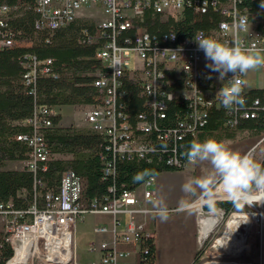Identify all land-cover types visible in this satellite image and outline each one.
I'll use <instances>...</instances> for the list:
<instances>
[{"label": "built area", "instance_id": "obj_1", "mask_svg": "<svg viewBox=\"0 0 264 264\" xmlns=\"http://www.w3.org/2000/svg\"><path fill=\"white\" fill-rule=\"evenodd\" d=\"M242 3L243 0H34L38 13L36 26L51 34L70 24L80 11L89 7H99L105 15L86 38L88 43L99 44L96 58L101 61V68L93 85L98 88L101 101L97 106H90L84 118L88 127L105 137L104 150L108 154L102 156L105 177L116 175L118 158L151 161L157 157L172 168L188 167L190 163L182 150L184 140L203 129L212 108L224 111L228 128L238 127L243 119H264V102L259 97L248 100L245 76L241 77L244 82L243 105L235 111L222 106L217 95L222 85L218 84L214 72L211 79L206 78L209 71L203 66L205 56L193 39L203 33L230 40L238 33V24L246 18L249 30L239 32L240 37L246 45L264 49V32L256 28L248 7ZM187 8L200 15L213 11L221 15V19L215 28L198 30L193 36L181 40L173 31L154 33L138 24L150 10L178 19ZM10 9L7 3H0V46L16 43L15 31L8 22ZM129 30L134 33L127 34ZM23 64L26 69L23 80L29 93H35L39 70L55 78L60 75L54 68L52 57L40 60L27 53ZM127 83L141 87L144 100L136 115L131 113L127 101ZM176 100L184 102L185 109L183 114L173 118L175 122L171 124L167 122L170 119L168 112ZM56 115L54 106L36 107L25 121L29 130L14 136L28 146L20 169L34 174L35 189L44 186L39 175L48 170L53 156L45 130L53 126ZM153 180L154 176H151L137 190L113 183L102 201L94 200L90 206H85L81 177L74 170L67 169L58 191L46 193L45 209L38 207L36 198L27 207H16L13 201L5 202L0 198V245L5 242L12 249L4 264H79L77 253L72 249L76 225L89 213L110 217L109 223H98L93 229L96 234L110 236L88 243V252L100 253L98 260L88 264H128L127 258L131 256L137 258L136 264L143 263L150 248L148 241L154 239L153 232L146 225V216L156 212ZM140 189L141 194L138 193ZM221 209L223 211L214 216L216 221L209 234H204L201 246L211 233L223 228L226 216L228 220L221 237L236 214L250 213ZM139 215L144 219L140 220ZM209 218L212 217L203 211L200 219L203 231ZM260 219L264 235L263 217ZM62 235H69V254L62 244ZM218 239L209 245L205 251L207 255L211 248L220 247ZM260 264H264V256Z\"/></svg>", "mask_w": 264, "mask_h": 264}, {"label": "trees", "instance_id": "obj_2", "mask_svg": "<svg viewBox=\"0 0 264 264\" xmlns=\"http://www.w3.org/2000/svg\"><path fill=\"white\" fill-rule=\"evenodd\" d=\"M0 3H7L11 7L8 22L15 31L16 42L12 46H0V198L3 201H13L16 207H27L36 198L38 207L45 209L46 193H56L64 171L72 169L82 180L83 204L90 206L94 200L102 201L107 195L108 187L113 183L137 190L151 176L163 170L177 169L166 166L157 157L151 161L118 158L116 175L105 177L102 156L107 153L104 150L106 141L103 134L87 126L62 125L60 114L54 116L53 126L45 130L53 156L48 163V170L39 175L44 186L35 189V176L32 172L10 167V164L22 162L26 158L28 146L14 136L29 130L25 121L36 107L99 104L101 97L98 88L93 85V80L101 68V61L96 58L99 44L86 42L88 33H93L96 27L90 19L77 17L51 34L46 29L37 28L38 13L34 0H0ZM242 6L248 7L256 28L264 32V8L261 7V0H243ZM220 19L221 15L213 11L200 15L187 8L184 15L176 19L150 10L138 24L154 33L173 31L178 40H181L193 36L198 30L215 28ZM126 33L131 35L134 30ZM27 53L40 60L52 57L54 68L60 74L55 78L39 70L35 93H29L23 80L26 70L23 60ZM127 87L130 111L136 115L141 111L144 100L141 87L136 83H127ZM247 97L248 100L259 97L264 102V87L249 90ZM184 109L185 103L182 101L171 103L168 112L170 119L167 122L174 123L173 118L183 114ZM225 121L224 111L212 108L207 124L196 135L186 137L182 150L186 152L191 142L214 137L216 132L224 131L232 136L235 128L225 126L224 129ZM236 128L247 129L252 134L259 135L264 132V119H243ZM219 208L227 212L236 210L230 203H221ZM148 244V254L141 264H155L154 239L148 241ZM11 253V246L1 243L0 264H4ZM200 254L199 250L195 258L196 264L199 263Z\"/></svg>", "mask_w": 264, "mask_h": 264}, {"label": "clouds", "instance_id": "obj_3", "mask_svg": "<svg viewBox=\"0 0 264 264\" xmlns=\"http://www.w3.org/2000/svg\"><path fill=\"white\" fill-rule=\"evenodd\" d=\"M261 7L264 8V0H261ZM237 28V35L230 40L203 33L193 38L205 56V67L209 70L206 78L211 79V73H218L217 79L222 86L217 95L229 111H235L244 103L241 77L264 68V49L246 45L239 35V32L249 30L246 18ZM185 155L190 164L205 167L200 175L191 176L183 183L181 191L184 195L178 204L180 211L189 214L206 211L208 216L214 217L223 211L219 208L221 203H230L238 211L245 206L264 205V162L252 152L234 150L229 141L208 137L191 142ZM156 205V215L161 222H167V205L162 199ZM247 221L248 214L244 222Z\"/></svg>", "mask_w": 264, "mask_h": 264}, {"label": "crops", "instance_id": "obj_4", "mask_svg": "<svg viewBox=\"0 0 264 264\" xmlns=\"http://www.w3.org/2000/svg\"><path fill=\"white\" fill-rule=\"evenodd\" d=\"M205 64L206 62L203 65L204 67ZM217 76L218 74H216V80L218 84L222 85V83L217 79ZM246 88L248 89V91L253 89L247 87V84H246ZM223 128L224 129L226 128L225 125L223 126ZM233 131L234 132L232 136H228V133L227 132L225 133L224 131H221L220 133L216 132V134L213 136L217 140H226V141H236L238 140L237 138H239L240 135L242 134H247L248 137L255 136L247 129L235 128V130ZM217 134H219V136ZM249 145L250 143L248 142L247 146ZM232 148L234 150H238L241 152L245 151L244 146L240 144L232 145ZM189 167H192V169L183 168L176 170H163L154 176L155 178L161 173H164L163 175L164 180H162V182L164 183L163 185L159 184L158 186L153 187L152 184V188L156 193V199L153 205L157 207L156 202L162 199L169 209V219L167 220V222H161L159 217L156 215V212L149 213L146 216L147 228L153 232V238L156 245L155 264H196L195 258L198 251L201 248L202 238L204 237V231L201 227V221H200L203 212L196 214H189L187 212L180 211L178 209V204L184 195L181 191L183 184H173L175 183L173 181H176V179H179L181 177H184L186 181L191 176L200 175L205 165L190 164ZM138 193L141 194V189L139 190ZM97 215L101 217L100 220L97 222V224L110 222L109 216L102 214H97ZM125 218L126 220L128 219L127 216H125ZM138 218L140 220L144 219L142 215H139ZM76 232H78V223L76 225ZM109 236H110L109 234H96L93 231V235L90 237V239L86 242L85 245V253L91 254L90 261L98 260L100 258V253L88 252L87 251L88 243L92 241L98 242L103 239L109 238ZM77 243L75 240L76 250H77ZM76 253H77L78 263L85 264L81 262L84 258V253H82V255L78 254L77 251ZM127 262L128 264H136L137 258L135 256H131L127 258Z\"/></svg>", "mask_w": 264, "mask_h": 264}, {"label": "rangeland", "instance_id": "obj_5", "mask_svg": "<svg viewBox=\"0 0 264 264\" xmlns=\"http://www.w3.org/2000/svg\"><path fill=\"white\" fill-rule=\"evenodd\" d=\"M78 17L90 19L96 25L99 21L105 18L103 11L99 7H89L79 12ZM253 22V21H252ZM254 23V22H253ZM252 23V24H253ZM255 24V23H254ZM218 74V73H216ZM246 84L249 88H260L264 87V68L254 70L249 72L245 75ZM89 105H63L55 107V111L62 116L61 124L68 126V125H77V126H87L84 118L85 113L89 110ZM88 127V126H87ZM238 140L236 141H229L232 145H242L244 146V152H252V154L260 161L264 162V132L255 135L253 137H248L247 134L240 135ZM238 141V142H237ZM251 141V142H250ZM250 143L247 146V143ZM22 162H16L10 164V167L13 168H21ZM185 169H192V167H187ZM164 173H161L153 180V187L158 186L159 184L163 185L162 182ZM173 184H183L185 182V178L181 177L173 181ZM262 212L264 210V205L260 206H252L245 208L241 212ZM238 211V210H236ZM247 214V213H246ZM262 216V215H260ZM263 217V216H262ZM100 216L97 214L89 213L85 216L84 221L78 222V232L75 233V240L77 243V250L75 246H73V251H77L78 254L82 255L84 253V258L81 262L88 263L90 261L91 254L85 253V245L86 242L90 239L93 235V229L97 222L100 220ZM228 220V216L223 224L222 229H218L215 232L211 233L207 240L203 243L200 248L201 254L198 264H207V263H244V264H260L261 259L264 256V235H263V225L260 219L258 226H249L246 224L249 229H247V233L244 229H240V232H245L246 237L244 239V249L241 253L234 255L233 253H224L220 254L217 248H211L209 254L207 255L205 251L208 249L209 245L213 243L217 238H220L223 234L225 228V222ZM264 221V217H263ZM264 224V222H263ZM219 240V239H218Z\"/></svg>", "mask_w": 264, "mask_h": 264}, {"label": "bare ground", "instance_id": "obj_6", "mask_svg": "<svg viewBox=\"0 0 264 264\" xmlns=\"http://www.w3.org/2000/svg\"><path fill=\"white\" fill-rule=\"evenodd\" d=\"M247 214H248V221L247 220ZM243 213V214H236L234 218H232L229 222V228L224 236L219 238L218 244H220V247H218L219 253H233L234 255H237L241 253L244 249V239L246 237L247 229L246 227L248 224L249 226H258L260 222V215L264 217V210L262 212H250V213ZM207 225L205 227L204 234H209V231L212 229L214 222L216 221V218L212 217L211 219H206ZM239 225V226H238ZM238 227V228H237ZM244 229L245 232H240L239 229ZM62 244L64 246V249L67 250V253L69 254V251L71 250V244L69 235H62L61 236ZM207 264H228V263H222V262H216V263H207ZM230 264V263H229ZM231 264H244V263H238L233 262Z\"/></svg>", "mask_w": 264, "mask_h": 264}]
</instances>
